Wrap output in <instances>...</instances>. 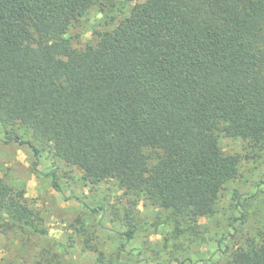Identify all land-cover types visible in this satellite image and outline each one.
Masks as SVG:
<instances>
[{
    "label": "trees",
    "instance_id": "trees-1",
    "mask_svg": "<svg viewBox=\"0 0 264 264\" xmlns=\"http://www.w3.org/2000/svg\"><path fill=\"white\" fill-rule=\"evenodd\" d=\"M97 2L0 0V122L25 125L90 182L212 215L239 162L218 134L264 143V0H144L76 48L67 32ZM0 210L32 213L1 175ZM229 264H264V243Z\"/></svg>",
    "mask_w": 264,
    "mask_h": 264
},
{
    "label": "rangeland",
    "instance_id": "rangeland-1",
    "mask_svg": "<svg viewBox=\"0 0 264 264\" xmlns=\"http://www.w3.org/2000/svg\"><path fill=\"white\" fill-rule=\"evenodd\" d=\"M143 1L98 0L67 36L76 48L95 45ZM218 138L239 159L238 172L219 191L215 212L195 221L116 178L90 182L81 165L55 156L31 129L0 122V175L32 211L18 220L0 210L1 264H229L235 250L264 243V143Z\"/></svg>",
    "mask_w": 264,
    "mask_h": 264
}]
</instances>
